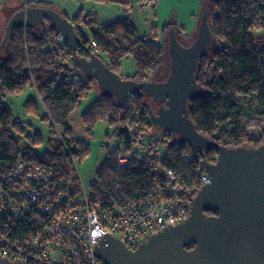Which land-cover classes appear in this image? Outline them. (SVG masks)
Segmentation results:
<instances>
[{
    "label": "trees",
    "instance_id": "trees-1",
    "mask_svg": "<svg viewBox=\"0 0 264 264\" xmlns=\"http://www.w3.org/2000/svg\"><path fill=\"white\" fill-rule=\"evenodd\" d=\"M87 1L117 4L123 8L133 5L132 0ZM146 1L151 2L150 8L155 10L158 0H137V3L143 5ZM33 7L51 6L48 2H39ZM204 10L213 41L198 64V93L188 103V118L199 134L218 145L255 148L264 140V135L258 138L250 135L244 130L242 120L264 122V61L261 59L264 47L254 36V31L264 28V0H210ZM71 23L78 37L76 52L79 57L88 59L94 55L100 58L98 54H103L107 58L105 65L117 75L120 61L128 55L134 58V76L122 79L149 82L162 63L165 47L168 52L165 41L157 45L138 36L136 27L128 19L100 24L93 15L79 13ZM46 29L44 32L40 25H36L11 30L5 45L7 56L0 58V176L10 174L19 161L44 167L52 172L53 185L62 194V202L72 203L81 195L75 161L88 155L89 145L73 138L70 116L87 96L92 81L72 76L71 48L67 46L62 54L58 45L46 42V37L57 32L49 23ZM169 29L170 26H164L163 32H169ZM90 41L97 45L95 52L89 48ZM27 91L31 94L23 103V113L48 124L46 139L38 132L26 135L25 126L33 130V124L14 118L11 108L2 104L6 97ZM148 104L153 113L160 107L150 98L136 95L134 111L125 107L120 109L113 96L101 92L81 115V123L90 135L100 122L118 125L114 134L116 147L97 170L89 194L86 192L91 203L106 205L125 199L140 200L152 190L156 181V164L150 166L142 162L147 159H131L127 165L118 162L121 149H127L135 142V138L122 127L123 123L129 122L136 131L143 130L149 137L158 129L151 122ZM55 128L63 134L60 141L55 138ZM162 139L166 145L158 147L161 156L157 161L163 168L182 175L187 182L192 181V162L184 158V154L191 151L190 146L170 133H165ZM200 154L209 161L217 157L214 150H201ZM33 231L16 223L10 226L9 233L12 239L20 242Z\"/></svg>",
    "mask_w": 264,
    "mask_h": 264
},
{
    "label": "water",
    "instance_id": "water-1",
    "mask_svg": "<svg viewBox=\"0 0 264 264\" xmlns=\"http://www.w3.org/2000/svg\"><path fill=\"white\" fill-rule=\"evenodd\" d=\"M48 23L72 50L73 77L95 81L102 93L115 98L120 109L128 94L150 98L160 105L156 113L147 105L154 127L177 136L196 152H217L215 163L207 166L211 183L197 193L184 223L158 232L134 251L104 237L95 247V256L104 264H264V140L255 148L221 146L199 134L188 118V103L198 93V64L213 41L207 12L204 10L196 38L188 45L180 44L174 30L170 31L169 73L161 82L122 79L100 58L79 57L73 24L50 8L32 6L15 12L5 24L0 52L11 30L40 25L46 32ZM0 264L23 263L0 257Z\"/></svg>",
    "mask_w": 264,
    "mask_h": 264
},
{
    "label": "built area",
    "instance_id": "built-area-1",
    "mask_svg": "<svg viewBox=\"0 0 264 264\" xmlns=\"http://www.w3.org/2000/svg\"><path fill=\"white\" fill-rule=\"evenodd\" d=\"M45 41L58 45L62 54L67 46L70 48L58 31ZM89 48L95 52L96 43L90 41ZM135 97L128 94L124 107L134 111ZM125 128L135 142L121 149L120 164L127 165L131 159H160L157 135L162 138L168 132L158 128L149 137L129 122ZM184 158L192 162V181L187 182L173 169L163 168L160 161H142L150 166L156 164V181L148 195L106 205L91 203L83 185L80 198L63 203L51 171L19 161L10 174L0 176V257L23 264H104L95 256V247L104 237L118 240L130 251L136 250L158 232L184 223L197 193L211 183L207 166L216 158L209 161L192 148ZM16 223L34 231L18 242L9 233L10 226Z\"/></svg>",
    "mask_w": 264,
    "mask_h": 264
},
{
    "label": "rangeland",
    "instance_id": "rangeland-1",
    "mask_svg": "<svg viewBox=\"0 0 264 264\" xmlns=\"http://www.w3.org/2000/svg\"><path fill=\"white\" fill-rule=\"evenodd\" d=\"M19 6L26 8V4L29 2L30 6L39 1L50 3V8L58 13H61L69 19L70 22L73 21L75 16L79 13L84 15H93L97 23H108L116 19H129L130 22L134 24L137 30V35L144 37L153 43L160 45L165 41L167 45V38L173 29V20L168 18L171 14V8L176 7V15L184 16L189 11H195L198 14H203L205 6L210 2V0H158L155 4L158 5V2L162 3L161 8L164 10L159 13V16H155V10H152L148 7L146 1L144 5H135L133 2L130 8H123L117 4H101L94 3L87 0H17ZM11 0H0V40L3 36L4 27L6 24V18L8 17V8L11 5ZM148 5V6H146ZM63 12V13H62ZM154 14V15H153ZM175 19V18H174ZM160 20V24L158 21ZM164 26H170L169 32H163ZM175 33V32H174ZM255 39L260 40L264 43V28L260 31H254ZM178 38L184 44H189L194 38ZM7 56V50L4 47L0 52V58H5ZM98 56L107 64V58L103 54H98ZM262 61H264V54L262 55ZM120 72L119 75L122 78L132 77L135 74V63L134 58L131 55L124 57L120 61ZM170 59L165 47V53L162 56V63L159 68L151 75L150 81L155 82L164 81L169 73ZM30 91L22 95L8 96L2 100V104L11 108L14 118H18L25 123H32L33 130H29L25 126V133L29 132H38L46 139L48 134V124L40 122V120L35 118L26 117L23 113V103L26 100L27 96L30 95ZM101 95V91L97 86L95 81H92L91 88L88 91L87 96L81 101V104L78 109L70 116V128L72 130V136L77 141H85L89 145L88 155L79 161H75V172L79 179L80 185H83L85 191L89 194L91 190V185L96 180L97 170L104 164L105 160L108 158L109 153L114 150L116 147V136L115 129L118 125H111L107 121L100 122L95 125L92 130V134H88L84 129L80 117L85 113L92 103L97 100ZM242 126L246 132L254 137H260L264 135V122L259 119H246L242 120ZM122 127H125L123 123ZM143 129V128H142ZM56 140H61L63 137L62 132L55 128L53 130ZM141 133H144L141 130ZM150 133V132H148ZM153 133V132H152ZM153 135V134H152ZM157 135L158 147H165V140H161ZM166 138V137H165ZM160 139V140H159ZM176 140V137H174ZM147 161H157L156 159H147Z\"/></svg>",
    "mask_w": 264,
    "mask_h": 264
},
{
    "label": "crops",
    "instance_id": "crops-1",
    "mask_svg": "<svg viewBox=\"0 0 264 264\" xmlns=\"http://www.w3.org/2000/svg\"><path fill=\"white\" fill-rule=\"evenodd\" d=\"M11 1H12L11 5L9 6L8 11H7L8 17L6 18V22L15 12L24 8V7L19 6V3L17 0H11ZM39 2H41V1H39ZM39 2H37V3H39ZM133 2H135V0H132V3ZM203 2H204V0H203ZM37 3L32 4V5L36 6ZM27 4H29V2ZM203 4H205V2ZM135 5L136 6L139 5L137 3V0L135 2ZM146 6H148V5H146ZM160 6H162V3L158 2V5H156V7H155V16H157V17L159 16L160 11L162 12L164 10V8H161ZM148 7H150V6H148ZM175 9H177V8L176 7L171 8V14L168 18V21L170 18H172L171 20H173L172 24H173V29L175 32V37L177 39L178 38H180V39L181 38H190V37L195 39L196 35L198 33V28H199L200 19H201L202 14H200V13L198 14L195 11H189L188 13H186V15L183 14L184 16H181L182 13H180V15H176L177 11ZM130 10H131V8H130ZM59 14H61V13H59ZM158 23L159 24L161 23L160 20L158 21Z\"/></svg>",
    "mask_w": 264,
    "mask_h": 264
},
{
    "label": "flooded vegetation",
    "instance_id": "flooded-vegetation-1",
    "mask_svg": "<svg viewBox=\"0 0 264 264\" xmlns=\"http://www.w3.org/2000/svg\"><path fill=\"white\" fill-rule=\"evenodd\" d=\"M257 41L262 47H264V43L262 41H260V40H257ZM209 215H212V214L211 213H206V216H209Z\"/></svg>",
    "mask_w": 264,
    "mask_h": 264
}]
</instances>
